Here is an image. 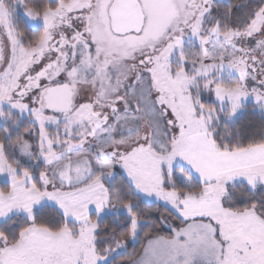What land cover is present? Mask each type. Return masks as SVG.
Listing matches in <instances>:
<instances>
[{
	"label": "snow or ice",
	"instance_id": "obj_1",
	"mask_svg": "<svg viewBox=\"0 0 264 264\" xmlns=\"http://www.w3.org/2000/svg\"><path fill=\"white\" fill-rule=\"evenodd\" d=\"M249 106L264 0H0V264H264Z\"/></svg>",
	"mask_w": 264,
	"mask_h": 264
},
{
	"label": "trees",
	"instance_id": "obj_2",
	"mask_svg": "<svg viewBox=\"0 0 264 264\" xmlns=\"http://www.w3.org/2000/svg\"><path fill=\"white\" fill-rule=\"evenodd\" d=\"M224 2L226 3L227 0H224ZM20 27L27 31L26 26L23 24V22H21ZM261 123H264V118H262L261 113L258 110H253L250 106L247 109L246 113L240 118L237 126L245 130L255 131L258 130ZM141 211L144 213V218L149 222L153 220H157L160 216L169 215V213L165 211L163 204H158V203H154V204L142 203ZM105 225H107L108 228H116L117 231H120L122 228V223L117 221V219L112 215H109L105 219ZM161 230L166 233L169 231L166 228H162ZM149 231H151L150 228H144L138 240L136 242L129 243L128 252L139 251L145 241V236L143 235V233Z\"/></svg>",
	"mask_w": 264,
	"mask_h": 264
},
{
	"label": "rangeland",
	"instance_id": "obj_3",
	"mask_svg": "<svg viewBox=\"0 0 264 264\" xmlns=\"http://www.w3.org/2000/svg\"><path fill=\"white\" fill-rule=\"evenodd\" d=\"M250 107V106H249ZM258 110V109H257ZM259 111V110H258ZM121 180V177L119 178V176L116 177V181L119 184ZM150 204H154V203H158V204H163V202H148ZM172 223H175L173 220L171 221Z\"/></svg>",
	"mask_w": 264,
	"mask_h": 264
}]
</instances>
